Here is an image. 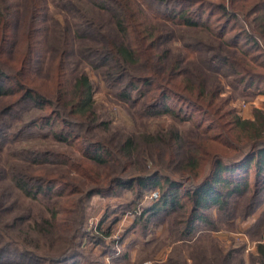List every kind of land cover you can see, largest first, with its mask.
<instances>
[{
	"label": "trees",
	"instance_id": "trees-1",
	"mask_svg": "<svg viewBox=\"0 0 264 264\" xmlns=\"http://www.w3.org/2000/svg\"><path fill=\"white\" fill-rule=\"evenodd\" d=\"M178 30L186 35L174 49ZM42 47L56 52L59 86L51 92L29 88ZM80 58L105 67L110 86L121 85L114 95L133 110L143 132L119 133L100 120L87 75L74 67L70 73ZM220 78L242 95L264 85V0H0V102L6 103L0 135L9 138L0 158L20 161L21 170L9 173L11 184L42 203L36 215L11 217L15 239L11 229L0 231V264L8 251L37 263L100 264L83 255L84 241L98 245L100 257L119 260L107 235L85 228L86 202L94 195L133 190L139 198L158 187V200L134 222L142 236L151 224L166 222L183 243L213 229V211L229 220L244 202L245 215L255 212L264 202V111L239 117L230 106L234 97L222 96ZM22 106L35 115L28 124L18 115ZM8 116L22 123L19 131H11ZM162 116L171 123L148 126ZM32 129L47 130L78 156L20 146ZM95 129L108 138L95 136ZM253 259L264 264V233Z\"/></svg>",
	"mask_w": 264,
	"mask_h": 264
},
{
	"label": "rangeland",
	"instance_id": "rangeland-1",
	"mask_svg": "<svg viewBox=\"0 0 264 264\" xmlns=\"http://www.w3.org/2000/svg\"><path fill=\"white\" fill-rule=\"evenodd\" d=\"M51 13H54V10ZM144 16L149 24L156 22L148 14H144ZM60 17L59 15L55 16L64 27L65 23ZM42 27H45V25H42ZM101 29L103 36H106L107 29L105 27ZM89 33L90 31H88ZM174 35L176 38L171 41L170 47L174 49L180 48L182 40L179 37L185 36L186 33L178 30L174 32ZM88 37L92 38V36ZM40 50L41 55L36 57L38 61L36 64L37 69L31 72L28 77L30 80L29 88H36L42 92H51L59 86L54 85L58 64L56 60L54 61L56 52L52 48L46 47H42ZM11 57L5 56V59H9L12 62ZM94 64L95 62L92 60L80 58L74 66H70V73L73 72L72 68L74 67L75 69L79 68V71L87 75L88 81L91 84V101L95 106V111L100 120H109L119 133H134L135 135L143 132L144 130L142 129L140 120L132 114L133 110H130L127 104L118 100L114 95L121 85L110 86L101 72V69L105 67L93 68ZM8 68L5 69L10 71ZM67 70H69L68 67ZM221 83L223 85L222 96L232 95L234 97L230 101V106L242 119H252L255 109L264 111V94L260 92L264 89V85H255L247 94L242 95L238 91L233 92L227 86L226 80L221 79ZM5 106L6 103L0 102V110H3ZM29 111V106L19 108L18 115H21L22 123L27 122L26 124H28L30 122L29 120L35 116ZM62 112L65 113V110ZM64 117L66 118L65 114ZM194 117V119H199V116L196 114ZM6 120L9 123V127H11V131H19V128L22 127L20 126L22 124L20 121L12 120L9 116ZM169 123L171 122L165 116H162V120L160 118L147 120L148 126L158 125L165 127ZM70 126L69 129L73 133H78V129L75 126L72 124ZM58 129H60V126H58ZM1 131L6 130L3 128ZM101 131V129H95L93 130V134H97L95 136H100L103 139L108 138ZM48 133L47 130L39 132L32 129L23 135L24 141H28L23 142L24 144L20 146L28 147L31 151L35 150L36 152H59L66 159L71 157L76 158L78 156L77 152L71 146L52 140ZM44 134H48V138H37V136ZM82 135L92 137L91 134L85 131H82ZM8 139V137L5 138L0 135V145H5L6 147ZM19 163L20 161L15 156L9 157L2 155L0 158V169H2L0 172V231L4 233H7L6 230L11 229L10 226L12 227L11 217L15 215H36L41 211L42 203L39 202L40 200L30 202L29 199L24 198L17 192L9 180V173L15 170H21ZM51 166L47 165L49 168ZM252 180L253 170L250 172V185ZM155 193H157L159 198L158 187L143 193L139 198L137 197L136 191L133 190H120L111 196L94 195L86 202L85 228L91 231L93 235H97L99 231L107 235L105 239L106 244H113L115 246L119 254L120 264H168L170 261L175 262L174 264H225L226 260V264L254 263L255 260L253 258L256 255V246L264 233L262 231L264 224V216L262 215L264 213V202L261 203L255 212L248 215H245L244 202L242 205L239 204L235 208V212H233L234 216L229 218V220H224L217 211L209 213L208 215L213 221V229H206L197 239L189 243H183L179 241L175 232L173 230L171 231L172 227L168 226L166 222H159L155 225L151 224L148 226V231L145 236L139 233V227L136 226L134 219L136 215H140L143 210L158 200L152 198ZM135 202L137 203L135 204L136 206H131ZM125 228L127 229L126 233L124 231ZM10 233H8L10 237L15 239L13 229L10 230ZM144 241L148 242L147 245L143 244ZM82 246L83 255L88 259H92V261H100L101 257L99 254L101 249L98 245L84 241ZM4 257L2 260H5V264H47L26 260L12 251L6 252ZM13 258H16L17 261ZM106 264H113V262L108 261Z\"/></svg>",
	"mask_w": 264,
	"mask_h": 264
},
{
	"label": "crops",
	"instance_id": "crops-1",
	"mask_svg": "<svg viewBox=\"0 0 264 264\" xmlns=\"http://www.w3.org/2000/svg\"><path fill=\"white\" fill-rule=\"evenodd\" d=\"M125 233H126V231H127V229L125 228ZM124 233V234H125ZM133 250V249H132ZM110 261V262H113V264H120L119 263V261H120V259L119 260H115L113 257H109L108 255H105V256H103V257H101V259H100V264H106V263H108V261ZM128 264V263H127Z\"/></svg>",
	"mask_w": 264,
	"mask_h": 264
},
{
	"label": "built area",
	"instance_id": "built-area-1",
	"mask_svg": "<svg viewBox=\"0 0 264 264\" xmlns=\"http://www.w3.org/2000/svg\"><path fill=\"white\" fill-rule=\"evenodd\" d=\"M152 198H153V199H158V195H157V193L153 194Z\"/></svg>",
	"mask_w": 264,
	"mask_h": 264
}]
</instances>
